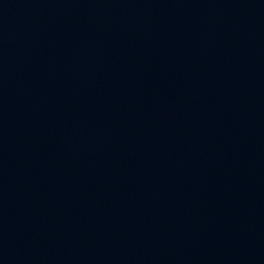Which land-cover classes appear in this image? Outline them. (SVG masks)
I'll use <instances>...</instances> for the list:
<instances>
[{"label": "water", "instance_id": "obj_1", "mask_svg": "<svg viewBox=\"0 0 264 264\" xmlns=\"http://www.w3.org/2000/svg\"><path fill=\"white\" fill-rule=\"evenodd\" d=\"M0 264H264V0H0Z\"/></svg>", "mask_w": 264, "mask_h": 264}]
</instances>
